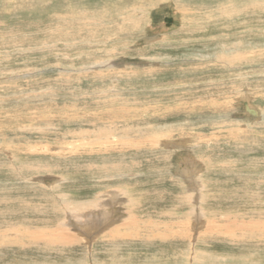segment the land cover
I'll list each match as a JSON object with an SVG mask.
<instances>
[{
    "label": "rangeland",
    "instance_id": "obj_1",
    "mask_svg": "<svg viewBox=\"0 0 264 264\" xmlns=\"http://www.w3.org/2000/svg\"><path fill=\"white\" fill-rule=\"evenodd\" d=\"M69 1L68 0H26V1L0 0V49H3L0 50V123H1L0 129L9 131L10 134L12 133L10 135L11 137L12 135L15 134L20 135L22 133H26V134L30 133L31 129L28 130V128L32 126H36L38 128L43 127L44 130L46 131L49 130L50 132H54L56 133L58 138H61L64 131H67L66 129H69L70 131H77L84 128L97 129L99 127H103V126H99L102 124L100 120L105 119L102 118L105 116V114L102 113H109L112 111L113 113H116L122 111L120 109L121 106L118 105L121 98L120 97H118L120 99H117V97L114 98L108 92H106L108 89H111L112 86H116V85L117 87L120 88L123 87V89L120 90L121 94L124 95L122 96V98H124L125 102H128L130 108H131V104H133L135 109L137 108L138 110L137 112L139 115H142V119L148 118L147 116L149 114L147 112L156 113L153 111L154 109L161 111L162 109L166 110L163 107H167L168 109L171 108L170 109L171 111L169 110L168 113L172 112L177 115L172 117L168 116V118H156L155 120L157 123L152 120L148 122H151L152 124H156V125H158L160 122L172 123V124L176 123L174 125L175 130L169 133L171 138L174 140H177L178 138L184 139V136L189 130L202 133L201 144L199 147L198 146L192 147L191 150L189 148L188 149L185 148V151L182 150L180 154L181 155L182 154L186 155V153L188 155L190 154L189 155L190 157L188 158L193 162H195L194 158L201 160L200 163H202L203 171H202V176H200L199 180H200V184L204 183L205 188L202 190L204 196H202L201 199L202 201L200 204V207L202 208L200 218L206 216L203 219V221L205 223L213 224L212 225L213 232L210 231L209 233H206L207 232L206 229L205 230L203 229L202 231L201 228L198 226L197 229L199 230L197 229L195 230L200 232L199 235H196V231L194 232V230L190 229V226H188V229L185 230L187 235L183 239V241H179V242L177 241L178 243L176 242L173 245L168 244V250L173 249V252L168 251L167 249H165V251L163 252L164 245H161V243L157 241V238H155V241L157 242H155L153 239L152 240L153 243H151L152 245L149 244L148 247L150 248L139 250L138 248L139 243H137L136 236H134L132 239L134 240L133 242L136 241L135 245L133 244L132 240L129 241L128 239L127 240L129 243H127V240L125 241L123 240L124 242L122 241L126 245L120 241L118 243H115V241L110 242V240H105V239L103 242L101 241V239L94 240L92 242L94 244L91 245V238H87V236L84 237L83 232L86 231H82V230L81 231L77 230V231L78 233H80L81 237L84 238L83 244L82 241L76 240L75 243H71V244L66 243L64 245L65 242L57 238L56 235L57 229L60 228L65 223H71V222L74 223L75 221L71 219L68 220L67 217H65L66 216L65 214L53 210V207L51 209L53 211L47 212V210L49 209L53 201H55L54 195L56 194L58 196H64V197L65 195H67V198L71 202L77 200L83 202L85 200L89 201L92 200L97 195L98 190L91 189V187L94 184L97 186L100 181H94L92 176H90V172H96L102 174L104 170L101 167H97L95 165H92L89 169L84 166L85 165L84 163L82 164V162L85 159H88L85 156L87 154H85L84 152L87 153L89 149L85 148L86 150L85 151L82 148L78 150L76 154L72 155L75 157L72 158V156H70L71 158L67 157L68 159L67 158L64 159L63 157L61 159V157L57 155L49 157V155L42 156L41 154V157L39 159H41L43 162L56 161V160H58L57 162H59L55 166L56 170H52V173L63 178L61 184L59 183L58 186L56 187V190L55 189L50 190V188L48 187L49 184H53L54 182L49 183L43 181L46 184V187H44L45 186L44 183L43 184L41 183V185H37L35 182H32L34 181L33 178L25 179L28 181H24L23 176L33 177L36 174V172L30 170V168H26V165L29 163L27 159L28 157L26 155H23L24 158L21 157L20 159H18L15 162L13 168H11V170L7 169L8 167H10V165H8V163L6 165L5 160H3V158L0 156V182H1L0 186H2L1 187L2 190L0 188L1 190L0 196H3L0 197V234H1L0 236H2L0 237V264H103L104 260L106 259L105 257L106 255L102 247L103 245L107 247L109 244L112 246V249L110 246L105 248L109 252L107 255V261L113 260L112 261L113 264H118V263L128 264L129 262H131L130 264L133 263L146 264L150 262L152 259H155L156 261L158 259V261H160L164 258V255L166 261H170V262L172 261L173 263L178 262L180 264H214V263L219 264L220 262L223 263V259L220 257L227 258L225 260L227 262L226 264H239V263L248 264V262L252 260L255 259L259 260L260 258L261 259L264 258V245H263L264 242L257 244L251 243L252 245L251 244L247 245V243L244 241L245 240L244 238L247 237L250 239V236H247L246 233L241 232L240 230H238V232L236 233L233 231L234 234L232 232L224 233V230H220L219 228H216V223H218V225L219 224L224 225V222L230 221L229 219H233L231 221H234L235 219L236 222L235 221L234 222L238 223V220L241 218L242 213H244V209L247 207V204H245L244 201H246V199L249 200V198L245 199L244 197L245 196L244 192H247L245 184L251 178L252 173L240 167L241 163H243L241 162L242 158L248 155L252 156L251 158L264 157V133L260 132L261 130L262 131L264 130V118L262 119V123H261V121L260 122L255 121L254 117L251 116L249 117V115H246V111L244 108V103L246 101L244 100V98L242 97L238 98L235 95L237 93L235 91L238 90L239 85L235 84L236 87H234L233 84L229 82L234 79L237 80V78L234 77L235 74L246 73L249 79L248 81L249 87H245V88H247V90L248 89L250 90L248 91L250 95L252 94L251 100H253V104L264 111V91H263L264 84L257 86V84L255 83V79L257 78L258 74L261 72L264 73V67H263L264 52L263 53L260 51L258 52V49L254 48V44L256 43H262L264 45V39L263 40L251 39V44L253 46L252 49H250L249 44H247V46L245 45L241 46L240 52L242 53L236 51L242 56V59L239 62L241 64L240 68H236L232 70V68L228 67L224 61H222L221 64V62L217 60L218 59L223 60L224 58L228 59V57L232 58L233 57L232 53L234 50L232 46L235 47L236 42L241 43V41L238 40L240 38H235V39L232 38L231 36L232 30L229 29L230 25L236 30L237 28L240 29V27L246 29L250 28L251 30L257 32L258 29L264 30V0H69ZM134 8L136 10H134ZM5 9H7L8 12ZM227 9H230L229 12H231V14L234 15L232 19L229 20V22H227V20L225 21L224 16H222L225 14L224 10ZM240 9L243 11L241 12ZM84 11H86V13H84ZM240 12L241 13L246 12V13L244 14V16L241 17L239 16L241 14ZM119 13H123V15L117 16ZM205 14L211 16L208 17ZM50 17L52 18V20L54 19L52 21V24L54 26L55 31H57L58 34L55 36L56 39L54 38L55 51L57 53L55 55L56 57L54 56L52 59L50 57V53L47 48L43 47V49L41 50L39 49V47L41 46V41H44L46 37H44V35L42 37L40 36L38 37L37 35L34 36L33 34V31L34 29H36L37 25L39 26V28L41 27L40 29L42 31L44 30L47 31V29H50L49 28L50 26L49 24L51 22ZM88 17L90 18V20ZM168 18H171L172 20L168 21ZM70 19L72 20L71 22L75 21L76 23L73 22L70 25L69 22ZM133 19L136 20V22H134ZM138 19H140V22ZM91 21L93 22L91 23ZM79 23L81 25H79ZM100 23L103 25H99ZM139 23H141L140 24L141 26L139 25ZM167 23H169V25H167ZM62 24L64 25L62 26ZM90 25H92V27ZM61 27L63 28V30H61ZM87 29L90 31H88ZM85 31H87L88 33ZM63 32L65 33L67 32L68 35L63 34ZM102 32L103 34H101ZM85 34L88 35L85 36ZM61 35L64 36L65 38L63 39ZM224 35L230 36L231 39L223 37ZM102 37H107V39H105L106 44L103 43L104 45L101 44L100 46H98L97 44L93 43L94 39L102 40ZM81 38H84V40ZM80 39L82 41H80ZM14 40H16L17 42L16 41L13 42ZM240 40L244 41L243 39ZM74 41L77 43H75ZM9 42L11 43L13 42L14 46ZM68 44L70 47L68 46ZM96 46L98 47L96 48ZM103 46L107 48L112 47V49L115 50V53L109 55L110 57L108 56V54L102 53ZM242 47L246 51H242L243 50ZM261 47L264 48V46ZM62 49L64 52L62 51ZM8 51H10V53H8ZM251 51L252 53H249ZM78 52H80V54ZM84 52L85 54H83ZM45 53H47V55H45ZM244 53L245 54L248 53L247 54L248 56H246L248 60L242 61L243 55H245ZM258 54H260V56L263 57H261L260 59L258 57ZM25 58L30 59L29 60L30 65H26L28 60L23 65L17 64V63H21L23 61L22 59ZM56 59L59 62L56 61ZM235 59H236V65H238L237 58ZM37 60L39 61L37 62ZM52 60L54 61V63ZM95 61L99 65L111 64L109 66H114V67H111V69L109 68L99 69L96 67L98 64L95 63ZM7 64H11L10 68L7 67ZM16 65H18L21 68L22 66H24V68H29V69L27 70L25 69L24 72L23 70H21L22 73L17 74L18 71H15V69H19V68H16L15 67ZM84 65L86 67H84ZM115 65L118 66L117 67L118 69L115 68ZM62 69L64 71H62ZM124 71L126 72L124 73ZM226 79H228L229 81ZM211 81H218V82L222 81L221 84L224 87V89L221 90H228L230 89L229 87H233L236 89H233L234 90L233 94L232 91L230 93H224L222 94L221 98L217 97L218 101L215 99V97H213L212 98L213 101H211L209 100L208 97H205L204 95L206 93L205 89L209 90L210 88L212 89H214V87L216 88V85L212 87L213 84H211ZM50 83H51V87L49 88V90L40 91L41 89H44L48 85H50ZM252 83L255 85H253ZM98 89H102L104 91L102 90L99 91ZM217 90L219 89H215V91ZM227 95L230 97H228ZM200 98H202L203 100ZM196 101L198 103H196ZM109 102H112L113 104ZM212 103L215 105H213ZM110 104H112V107L109 106ZM106 105L110 108H108ZM102 106L106 111L103 108H101ZM195 107L197 108L196 110ZM109 109L112 111H110ZM200 109L201 111L199 112L200 113L202 112L201 114L198 112V110ZM204 109L205 111L206 110L207 111L203 112L202 110ZM129 111H131V109H129ZM244 114L248 117L245 116L246 117L245 118L243 116ZM203 115H207V117ZM214 115L217 116L213 117ZM209 118L213 119V121ZM222 121L225 122L227 121L230 122L231 124L228 123L223 124ZM242 121L247 125V129L249 132L248 134H245L247 137H243V138L241 137L242 131L241 134L234 132L233 135L235 134V137H226V136L223 137L222 133L223 132L226 133L227 127L231 125L232 126L237 125V127L238 126L240 127L241 124L243 123ZM99 122H101V124H99ZM110 122L114 124L115 120H111ZM213 122L215 124L217 122V128H215L216 126L213 124ZM248 123L250 124L249 127H248ZM221 124L223 125L221 126ZM212 125L215 126L214 127L215 129L221 128L222 132L216 131ZM176 126L178 127L177 129ZM179 129L185 130L184 136L178 135ZM213 129L214 131H216L215 134L212 133ZM57 131L58 132L61 131V132L57 134ZM209 131L212 134H210ZM191 132L192 131H190L189 134ZM204 133H206V135ZM250 133L252 136L250 135ZM216 134L218 136H216ZM139 135L140 133L133 134V136L135 137H139ZM50 136H52V138L55 137L50 134L49 138ZM66 137H69V134H66ZM20 141L23 142L22 140ZM234 141H236L237 143L235 144ZM239 142L243 144H240ZM238 146L239 147L241 146L240 147L241 149ZM20 148L21 145H19L18 149ZM186 150L188 151L186 152ZM20 151L22 150L21 149L18 150V152ZM136 151L138 154H136L134 150H130L129 152H127V155L131 156L132 158L131 160L139 163V165L135 166L134 169L144 168L152 165L153 161H155V157H154L155 155H161L166 152H169L168 157L172 161L170 165V161L168 159H165V161L167 162V170L164 173L166 177H164L162 180V188L165 187L166 190L170 191L171 193L165 192L164 194H162V198L158 200L160 202L157 204H153L149 202L151 200H144L145 202L141 201L140 208L143 207V208L151 209L156 207L159 208L162 206L163 207L168 206L171 208V210L177 212L174 213L175 216L179 215L180 213H183L184 210L187 211L191 207V204H189V202L186 203L184 207L183 206L180 207V205L177 206L171 200L172 198L171 196L174 194V192L171 190L173 186L169 182L170 180L169 176L172 173L176 174L175 166H177V163L180 162L182 159V157L179 154V151L175 149H171L169 151L158 149V151H152L149 150V148H141L140 150L138 149ZM77 154L79 156L80 155L82 156L79 157ZM33 157L36 156L33 155L32 159H34ZM110 157L116 159V157H112V156H109L108 159H111ZM228 158L236 159L234 165L235 168L239 167L238 170L240 172L235 171L236 172L235 174L234 170H230V167H226V165L224 164V160L226 161ZM22 159H23L22 162L24 164L21 165L20 160ZM125 159H126L125 162L127 163L129 159L128 158ZM238 159H241V161H239ZM163 162L164 159L163 160L160 159V163L163 164ZM62 164H67V166L65 167ZM169 165L174 171L169 168ZM124 170H127V166L125 167ZM161 171L162 173L164 172L163 169H161ZM41 173L44 175L46 174L45 171L44 172L41 171ZM106 174H108L111 180L110 183L114 184L116 179L114 177H111L112 173L108 172ZM259 177H260L259 174L254 175L255 179H258ZM6 178L8 181H6ZM46 178L54 179L55 176H49ZM261 182L260 184L263 185V183ZM2 183L3 185H1ZM151 183H152L151 180L147 182L146 189H149L148 186L151 185ZM257 184L259 185V182ZM6 185L9 187H7ZM107 185H109V183H107ZM178 185L180 186V188L185 187V185L180 181ZM39 187L41 188V190L42 189L43 190L40 191ZM11 190L14 191L16 190L17 192L16 191L12 192ZM21 192H23L24 194ZM51 192L53 194H50ZM50 195L53 197H51ZM144 195H149V194L144 192ZM9 197L12 198L9 199ZM18 197L21 198L17 199ZM45 198L46 199L48 198L49 200L48 199L46 200ZM26 201H28V203ZM48 201L50 204L48 203ZM250 203L247 208L250 207L252 209L254 207L253 206L254 204L252 203L251 204L252 207H251ZM56 208H59V205L56 206ZM109 208L110 207H108V209ZM217 208L220 209L218 210ZM220 210L221 211L224 210L225 212L223 211L221 213ZM214 212H216L215 215ZM239 213H241L240 214L241 216L238 217L237 215ZM224 214L226 215L230 214V217L232 218H229L228 220H226L225 218L224 220V218L222 217L223 219L221 218L222 220H220V216H223ZM148 215L150 214H146V215L142 214L141 216L148 217ZM153 216L157 217L160 216V214L155 213ZM191 219L193 218L186 217L185 220L189 222ZM8 221L9 223H7ZM55 225H57L58 227ZM17 227H19V231ZM42 229L44 231H42ZM20 230L23 231L21 232ZM30 231L32 232V234L33 233L36 234L31 235ZM48 232L50 233V235ZM18 233H20L19 235L22 236L20 237ZM238 233L240 235H238ZM53 234L56 236L55 241L53 240L54 237L52 238V236H54ZM24 236L25 238H23ZM196 236H198L197 239ZM225 236L228 238L227 242L225 241L226 240ZM232 236L235 237L233 238ZM29 237L32 239H30ZM46 237H49L48 239L50 241L52 240L53 244H50L51 242L48 239H46ZM214 237H216L217 239H215ZM18 238L19 240L21 239V241L17 240L20 243L15 241ZM229 238H232L233 241L237 240V242L240 239L239 244L237 243L238 245L236 246L231 244L234 242H232V240H229ZM10 239H14V240H10ZM33 239L35 240V242ZM223 240L227 245L223 243ZM28 241L31 242L28 244ZM46 241H49L50 243ZM130 242L133 245L130 244ZM50 245L51 246L54 245V246L51 247ZM116 245L117 247L122 246L121 250H116L117 248ZM175 245H177V247ZM180 245H182L181 247H185V248L181 249V247H179ZM127 246L129 248H127ZM222 246L225 248V250L221 252L223 248ZM132 247H134L133 248L134 250L132 249ZM193 252L195 257L194 259H192ZM176 253H178L179 255L175 256ZM137 254L138 256L136 257ZM127 255L130 256V258L128 257L125 260V257ZM119 259L122 261L124 260V262H121ZM177 259L178 261H176ZM217 260L218 262H216Z\"/></svg>",
    "mask_w": 264,
    "mask_h": 264
},
{
    "label": "bare ground",
    "instance_id": "obj_2",
    "mask_svg": "<svg viewBox=\"0 0 264 264\" xmlns=\"http://www.w3.org/2000/svg\"><path fill=\"white\" fill-rule=\"evenodd\" d=\"M26 1V0H25ZM69 1V0H68ZM70 2V1H69ZM2 3V2H1ZM24 3V2H23ZM27 3V2H26ZM25 3V4H26ZM29 3V2H28ZM260 3V2H259ZM6 4V3H5ZM24 4V5H25ZM30 4V3H29ZM74 4V3H73ZM227 4V3H226ZM2 5V4H1ZM23 5V6H24ZM68 5V4H67ZM134 5V4H133ZM132 5V6H133ZM225 5V4H224ZM245 5V4H244ZM136 6V5H135ZM258 6V4H257ZM25 7V6H24ZM104 7V6H103ZM137 7V6H136ZM224 7V6H223ZM232 7V5H231ZM70 8V7H69ZM84 8V7H83ZM133 8V7H132ZM213 8V7H212ZM211 8V9H212ZM257 8V7H256ZM71 9V8H70ZM85 9V8H84ZM100 9V7H99ZM98 9V10H99ZM117 9V8H116ZM215 9V8H214ZM217 9V8H216ZM221 9V8H220ZM7 10V9H5ZM78 10V8H77ZM87 10V9H86ZM134 10H136L134 8ZM139 10V9H138ZM188 10V9H187ZM241 10V9H240ZM56 11V10H55ZM131 11V10H130ZM129 11V12H130ZM230 9H227V10H224V18H225V21L227 20V22H229V20L232 19V17L234 16L233 14H231V12H229ZM243 10H241L242 12ZM259 11V10H258ZM8 12V10H7ZM17 12V11H16ZM20 12V10H19ZM35 12V10H34ZM99 12V11H98ZM101 12V11H100ZM106 12V11H105ZM132 12V11H131ZM186 12V11H185ZM208 12V11H207ZM240 12V13H241ZM66 13V12H65ZM84 13H86V11H84ZM83 13V14H84ZM91 13V12H90ZM103 13V12H102ZM246 12H243L241 13L239 16H244ZM58 14V13H57ZM68 14V13H67ZM88 14V13H87ZM93 14V13H92ZM100 14V13H99ZM132 14V13H131ZM180 14V13H179ZM219 14V13H217ZM221 14V13H220ZM248 14V13H247ZM255 14V12H254ZM66 15V14H65ZM72 15H73V12H72ZM76 15V14H75ZM85 15V14H84ZM89 15V14H88ZM95 15V14H94ZM123 13H119L117 16H122ZM141 15V14H140ZM206 16H208L207 14H205ZM57 16V15H55ZM82 16V15H81ZM211 16V15H210ZM208 16V17H210ZM252 16V15H251ZM53 17V16H52ZM94 17V16H93ZM99 17V16H98ZM213 17V15H212ZM217 17V15H216ZM260 17V16H258ZM70 18V17H69ZM83 18V17H82ZM89 18V17H88ZM86 18V19H88ZM101 18V16H100ZM142 18V17H141ZM51 19V22H50V26L49 28L50 29H47L42 31L39 26L37 25L36 26V29H34L33 31V34L34 36H40L42 37L44 35L45 40L44 41H41V46L39 47V49H43V47L47 48L49 53H50V57L51 59L56 55V51H55V36L58 35L57 34V31H55L54 29V26L52 24V18L50 17ZM56 19V18H55ZM74 19V18H73ZM76 19V18H75ZM136 19V18H135ZM260 19V18H259ZM61 20V18H60ZM90 20V18H89ZM139 22H140V19H138ZM2 21V19H1ZM49 21V20H48ZM46 21V22H48ZM63 21V20H62ZM72 20L70 19L69 22H70V25L75 22H71ZM96 21V20H95ZM94 21V23H95ZM107 21V20H106ZM134 22H136V20L133 19ZM142 21V20H141ZM258 21V20H257ZM4 22V21H3ZM2 22V23H3ZM39 22V20H38ZM45 22V23H46ZM64 22V21H63ZM89 22V21H88ZM93 21H91L92 23ZM102 22V21H101ZM76 23V22H75ZM74 23V24H75ZM4 24V23H3ZM48 24V23H47ZM65 24V23H64ZM62 24V26L64 25ZM73 24V25H74ZM78 24V23H77ZM136 24V23H135ZM138 24V23H137ZM141 23H139L140 25ZM178 24V23H177ZM230 24V23H229ZM257 24V23H256ZM79 25H81L79 23ZM95 25V24H94ZM99 25H103V24H99ZM119 25V24H118ZM133 25V24H132ZM167 25H169V23H167ZM172 25V24H171ZM170 25V26H171ZM2 26V25H1ZM42 26V25H40ZM56 26V25H55ZM61 26V25H60ZM67 26V25H66ZM78 26V25H77ZM76 26V28H77ZM92 27V25H90ZM89 26V27H90ZM137 26V25H136ZM141 26V25H140ZM58 27V26H57ZM56 27V28H57ZM65 27V26H64ZM75 27V26H74ZM90 27V28H91ZM9 28V27H8ZM105 28V27H104ZM139 28V27H138ZM236 28V27H235ZM66 29V28H65ZM64 29V30H65ZM80 29V28H79ZM229 29L232 30V33H231V36L233 39L235 38H240V39H243L244 41L238 39L240 42H236V46L234 44L235 47L232 46V48L234 49L233 50V53H232V58H229L228 59H224L223 60H220L218 59L217 61L221 62L222 64V61H224L228 67H231L232 70L233 69H236V68H240L241 64L239 63L240 60L242 59V56L236 52V51H241L240 48L241 46H247V44H249V48L252 49L253 46L251 44V39H256V40H263L264 39V30H261V29H258V32L257 31H253L251 30L250 28L246 29V28H243V27H240V29L237 28L234 29L231 25L229 27ZM255 29V28H254ZM60 30V29H59ZM58 30V31H59ZM61 30H63V28L61 27ZM67 30V29H66ZM78 30V29H76ZM75 30V31H76ZM86 30V29H85ZM88 30V29H87ZM216 30V29H215ZM74 31V29H73ZM72 31V32H73ZM81 31V30H80ZM79 31V32H80ZM90 31V30H88ZM104 31V30H103ZM236 31V32H235ZM71 32V31H70ZM87 32V31H85ZM93 32V31H92ZM91 32V33H92ZM105 32V31H104ZM115 32V31H114ZM62 33V32H61ZM76 33V32H75ZM88 33V32H87ZM17 34V33H16ZM25 34V33H24ZM63 34H67L68 33L66 32H63ZM103 34V32L101 33ZM113 34V33H112ZM259 36H258V35ZM72 35V34H71ZM70 35V36H71ZM88 35V34H87ZM85 34V36H87ZM96 35V33H95ZM109 35V33H108ZM155 35V34H154ZM62 36V35H61ZM68 36V37H70ZM12 37V36H11ZM24 37V35H23ZM63 39L65 38L64 36H62ZM61 37V38H62ZM67 37V38H68ZM79 37V36H78ZM94 37V36H93ZM110 37V36H109ZM108 37V38H109ZM223 37L225 38H230V36L228 35H224ZM22 38V37H21ZM28 38V37H27ZM26 38V39H27ZM55 38V39H54ZM80 38V37H79ZM87 38H90V37H87ZM86 38V39H87ZM153 38V37H152ZM25 39V40H26ZM59 39V38H57ZM84 40V38H81ZM80 39V41H82ZM105 39H107V37H102V40L100 39H94L93 43L97 44L98 46H100L101 44H106L105 42ZM12 40V39H11ZM18 40V39H16ZM16 40H14L13 42H15ZM21 40V39H20ZM19 40V41H20ZM28 40V39H27ZM79 40V39H78ZM91 40V39H90ZM225 40V39H224ZM86 41V40H85ZM11 43L13 44L14 46V43ZM17 42V41H16ZM33 42V41H32ZM35 42V41H34ZM75 42V41H74ZM90 42V41H88ZM131 42V41H130ZM262 42V41H261ZM77 43V42H75ZM79 43V42H78ZM85 43V42H84ZM35 44V43H34ZM80 44V43H79ZM87 44V43H86ZM89 44V43H88ZM103 44V45H104ZM92 45V44H91ZM114 45V44H113ZM60 46V44H59ZM63 46V45H62ZM69 46V44H68ZM75 46V45H73ZM72 46V47H73ZM77 46V45H76ZM82 46V45H81ZM95 46V45H93ZM96 46V48L98 47ZM115 46V45H114ZM220 46V45H219ZM261 46H264L262 43H256L254 44V48L255 49H258V52H264V48H262ZM70 47V46H69ZM68 47V48H69ZM222 47V46H221ZM60 48V47H58ZM67 48V46H66ZM95 48V49H96ZM243 48V47H242ZM10 49V48H9ZM22 49V48H21ZM80 49V48H79ZM87 49V48H86ZM238 49V50H236ZM249 49V50H250ZM0 50H3V49H0ZM15 50V49H14ZM13 50V51H14ZM28 50H31V49H28ZM45 50V49H44ZM66 50V49H65ZM77 50V49H76ZM219 50V49H218ZM225 50V49H224ZM16 51V50H15ZM37 51V50H35ZM47 51V52H48ZM61 51V50H60ZM63 51V49H62ZM61 51V52H62ZM73 51V50H72ZM226 51V50H225ZM242 51H246L243 50ZM53 52V53H51ZM64 52V51H63ZM82 52H83V49H82ZM228 52V51H227ZM226 52V53H227ZM8 53H10V51H8ZM19 53V52H18ZM80 54V52H78ZM102 53H105V54H108L109 55H112L115 53V50L112 49V47H102ZM242 53V52H240ZM249 53H252L249 52ZM39 54V53H38ZM68 54V53H67ZM77 54V53H76ZM78 54V55H79ZM85 54V52L83 53ZM87 54V53H86ZM91 54V53H90ZM225 54V52H224ZM245 54V53H244ZM248 53H246L245 55H243V60L242 61H245V60H248V58L246 56ZM261 54V53H260ZM260 54H258V57L261 59V57L263 56H260ZM45 55H47V53H45ZM44 55V57H45ZM71 55V54H70ZM88 55V54H87ZM222 55V54H221ZM227 55V54H226ZM231 55V54H230ZM41 56V55H40ZM72 56V55H71ZM74 56V55H73ZM84 56V55H83ZM220 56V55H219ZM229 56V55H228ZM257 56V55H256ZM56 57V56H55ZM82 57V56H81ZM85 57V56H84ZM110 57V56H109ZM156 57V56H155ZM226 57V56H225ZM41 58V57H40ZM67 58V57H66ZM97 58V57H96ZM108 58V57H107ZM237 58V62H238V65H236V59ZM251 58V57H250ZM59 59V57H58ZM71 59V58H70ZM81 59V58H79ZM86 59V58H85ZM98 59V58H97ZM102 59V58H101ZM154 59V58H153ZM23 61L21 63H17V64H25V62L28 60L27 64L26 65H30L29 64V58H25V59H22ZM63 60V59H62ZM100 60V59H99ZM111 60V59H110ZM135 60V59H134ZM259 60V59H258ZM263 60V59H262ZM39 60H37L38 62ZM53 61V60H52ZM56 61H58L56 59ZM83 61V60H82ZM257 61V59H256ZM3 62V61H2ZM59 62V61H58ZM81 62V61H80ZM86 62V61H84ZM137 62V61H136ZM223 62V63H224ZM54 63V61H53ZM52 63V64H53ZM62 63V62H61ZM95 63H97L95 61ZM104 63V62H103ZM244 63V62H243ZM49 64V62H48ZM98 64V63H97ZM25 65V66H26ZM77 65V64H76ZM80 65V63H79ZM86 65V64H85ZM84 65V67H86ZM111 65V64H109ZM109 65H106V64H98L96 67L99 68V69H111V67H114V66H109ZM114 65V64H112ZM259 65V64H258ZM11 64H7V67L10 68ZM249 66V65H248ZM257 66V65H256ZM262 66V65H261ZM16 68H19V69H15V71H18L17 74H20L22 73L21 70H24L26 69H29V68H24V66L19 67L18 65L15 66ZM38 67V66H37ZM118 66L115 65V68H117ZM247 67V66H246ZM264 67V66H263ZM262 67V68H263ZM12 68V67H11ZM14 68V67H13ZM62 68V67H61ZM92 68H95V67H92ZM96 68V69H97ZM121 68V67H120ZM127 68V67H125ZM244 68V67H243ZM257 68V67H256ZM259 68V67H258ZM260 68V69H262ZM51 69V68H50ZM60 69V68H59ZM252 69V68H250ZM254 69V67H253ZM161 70V69H160ZM159 70V71H160ZM231 70V71H232ZM32 71V70H31ZM62 71H64L62 69ZM123 71V70H122ZM228 71V70H227ZM230 71V70H229ZM258 71V70H257ZM126 71H124L125 73ZM237 72V71H236ZM40 73V72H39ZM229 73V72H228ZM8 74V73H7ZM11 74V73H10ZM103 75V74H102ZM15 76H16V73H15ZM235 78H237V80H232V81H229L230 83L233 84L234 87H236V85H239V88L235 95L236 97L240 98H244V100L246 101L244 103V108H245V111H246V115H249V117H254L255 121H261L262 123V119L264 118V111L257 107L256 105L253 104V100H251V95L249 93V91L247 90V88L245 87H249L248 86V75H246V73H241V74H235L234 76ZM25 78V77H24ZM252 78V77H250ZM7 79V78H6ZM8 80V79H7ZM61 80V79H60ZM222 81H211V84L212 87H214L216 85V88L214 87V89L210 88L209 90L208 89H205V97H208L209 100L213 101L212 98L215 97V99L218 101L217 97L218 98H221L222 94L224 93H230L232 91V94L234 92L233 89H236V88H233V87H229L230 89L228 90H221V89H224V87L222 86L221 84ZM45 83V82H44ZM53 83V82H52ZM254 83V82H253ZM252 83V84H253ZM255 83L258 85H262L264 84V73L261 72L258 74L257 78L255 79ZM236 84V85H235ZM46 85V84H45ZM255 85V84H253ZM51 87V83L50 85H48L46 88L44 89H41L40 91H47L49 90V88ZM256 87V86H255ZM103 88V87H102ZM123 89L120 88V87H117L116 86H112L111 89H108L106 92H108L112 97L116 98L117 99H120L119 101V106L120 109L122 111H119V112H116V113H113L112 112H109V113H102V114H105L104 117L102 118H105L103 120H100L102 122H99V126H103V127H99L97 129H90V128H84V129H80V130H77V131H70L69 129H66L67 131H64V133L62 134L61 138H58V136L56 135V133L54 132H50L49 130H44L43 127H36V126H32L30 128H28V130H30L31 132L26 134V133H22L20 135H12L10 137V134L9 131H5V130H1L0 129V156L3 158V160H5V163L7 165H10V167H8L7 169L11 170V168H13L15 162L20 159L21 157H23V155H26L28 158V161L29 163L26 165V168H30V170H32L33 172H36V174L31 177V176H23L24 177V181H28V180H25V179H31L33 178L34 181L32 182H35L37 185H41V183L43 184L44 183V187H46V184L45 182H54L53 184H49L48 187L51 189H55L56 190V187L58 186V184L62 182L63 178L52 173V170H56L55 166L59 163L57 162L58 160L56 161H45L43 162L41 159H39L41 157V154L42 156H46V155H49V157L51 156H60L61 159L62 157L65 159L67 157H70L74 154L77 153L78 150L80 149H84L87 148L89 149L86 152H84L86 156V158L88 159H85L83 161L82 159V164L84 163L85 167L89 168L92 166V165H95L97 167H101L104 171L102 174L100 173H96V172H90V176H92L93 180L94 181H100L98 183V185L96 186L95 184L92 185L91 189H96L98 190V193L97 195L92 199V200H85L84 202L83 201H70L68 198H67V195L64 196H58L57 194L54 195L55 197V201H53V203L50 205L49 209L47 210V212L49 211H59L63 214H65L67 217V219H71V220H74L75 222H71V223H65L63 224L60 228L57 229V232H56V235H57V238H59L60 240H62L64 243V245L67 243V244H71V243H75V241L79 240V241H82V244L84 243V238L81 237L80 233H78L77 230H82V231H86V232H83L84 233V237L87 236V238H91V245L94 244L92 243L94 240H100L103 242L104 239L105 240H110L111 241H115V243H118L119 241L122 242L123 240H129L131 241L133 239L134 236H136V240H137V243L138 244V248L139 250H144V249H147V248H150L148 247L149 244L153 243V239L155 241V238H157V241H159V243H161V245H164V248H163V252L165 251V249L168 250V244L170 245H173L175 244L177 241H183V239L186 237L187 233L185 232V230L188 229V226H190V229H193L194 232L196 231L195 229L198 228V226L201 228V230L203 231V229L205 230L206 229V233H209L210 231L213 232L212 228H213V224H209V223H205L203 221V219L206 217V216H202L203 218H200V215H201V210L202 208L200 207V204H201V199H202V196L203 195V189L205 188L204 186V183H201L200 184V176H202V171H203V166H202V163L201 160L197 159V158H194V161L198 164H196L195 162H193L192 160H190L188 157H190L187 153L186 155H181V151L184 150L185 151V148L186 149H190L192 147H196V146H200L201 144V139H202V133H198L197 131H193V130H189L186 135H185V130L184 129H179L178 130V135L179 136H184V139L182 138H178L177 140H174L171 138V136L169 135L170 132H172L173 130H175V124H172V123H159L158 125L156 124H152L151 122H148V121H154L156 122V118H168L169 117H172V116H175L177 114H174V113H168V111L171 109H168L167 107H163L165 108L166 110L162 109L161 111H158V110H153L154 112L156 113H153V112H147L149 115L147 116L148 118L146 119H142V115H139L138 114V110L137 108L135 109L133 104H131V108L129 107L128 105V102H125L124 98H122V95L120 90ZM215 89H219L217 91H215ZM240 89V90H239ZM56 90V89H55ZM71 90V89H70ZM99 91L102 90V89H98ZM104 91V90H102ZM252 91V90H251ZM264 91V90H263ZM36 92V90H35ZM49 92V91H48ZM193 92V91H192ZM32 93V92H31ZM254 94V93H253ZM233 95V96H235ZM238 95V96H237ZM41 96V95H40ZM228 96V95H227ZM120 97V98H118ZM230 97V96H228ZM227 97V98H228ZM246 98V99H245ZM202 99V98H200ZM237 99V98H236ZM192 100V99H191ZM203 100V99H202ZM220 100V99H219ZM113 101V100H112ZM170 101V100H168ZM241 101V100H240ZM103 102V101H101ZM236 102V101H235ZM107 103V102H106ZM109 103H112V102H109ZM196 103H198L196 101ZM205 103V102H204ZM203 103V104H204ZM208 103V102H207ZM100 104V103H99ZM113 104V103H112ZM112 104H110L109 106L112 107ZM170 104V103H169ZM206 104V103H205ZM210 104V103H209ZM213 104V103H212ZM211 104V105H212ZM237 104V103H235ZM239 104V103H238ZM102 105V104H101ZM100 105V106H101ZM193 105V104H192ZM215 105V104H213ZM241 105V104H240ZM64 106V105H63ZM105 106V105H103ZM103 106L101 108H103ZM107 106V105H106ZM155 106V105H154ZM177 106V105H176ZM175 106V107H176ZM199 106V105H197ZM108 107V106H107ZM108 107V108H110ZM147 107V106H146ZM193 107V106H192ZM241 107V106H240ZM239 107V108H240ZM243 107V106H242ZM100 108V109H101ZM158 108V107H157ZM205 108V106H204ZM104 109V108H103ZM129 109H131V111H129ZM140 109V108H138ZM174 109V108H173ZM197 108L195 107V110ZM105 110V109H104ZM216 110V109H215ZM65 111V110H64ZM106 111V110H105ZM115 111V110H114ZM171 111V110H170ZM201 111L198 110V112ZM203 112H206L205 109L202 110ZM227 111V110H226ZM104 112V111H103ZM209 112H210V109H209ZM218 112V111H217ZM233 112V111H232ZM243 112V111H242ZM241 112V113H242ZM141 113V112H139ZM200 113V112H199ZM202 113V112H201ZM200 113V114H201ZM234 113V112H233ZM60 114V113H59ZM206 114V113H205ZM208 114V113H207ZM217 114V113H216ZM210 115V114H209ZM224 115V114H223ZM231 115V114H230ZM245 114L243 115L244 117L246 116ZM101 116V115H100ZM203 116H206L207 115H203ZM217 115H214L213 117H215ZM238 116V115H237ZM241 116V115H240ZM248 117V116H246ZM245 117V118H246ZM97 118V117H96ZM100 118V117H99ZM129 118V119H128ZM131 118V119H130ZM204 118V117H203ZM230 118V117H229ZM228 118V119H229ZM243 118V119H245ZM205 119V118H204ZM211 119V118H209ZM234 119V118H232ZM231 119V120H232ZM242 119V120H243ZM111 120H115V123L113 124L112 122H110ZM213 121V119H211ZM230 120V121H231ZM236 120V119H235ZM240 120V119H239ZM251 120V118H250ZM125 121V122H123ZM203 121V119H202ZM219 121V120H218ZM238 121V119H237ZM246 121V120H245ZM254 121V123H255ZM207 122V121H206ZM208 122H211V121H208ZM243 122V121H242ZM247 122V121H246ZM252 122V121H251ZM258 122V123H259ZM157 123V122H156ZM223 124L225 123H228V124H231L230 122H225V121H222ZM257 123V122H256ZM1 124V123H0ZM214 125L213 128H217V122L216 124L213 122ZM221 124V126L223 125ZM241 124V123H240ZM246 124L243 122L241 124V126L237 127V125H231L229 127H227L226 129V133H222L223 134V137L226 136V137H235V134L233 135L234 132L236 133H239L241 134V131H242V134H241V137H247L245 134H248V129H247V125L245 126ZM249 123H248V127H249ZM262 125V124H261ZM220 126V125H219ZM178 127L176 126V129ZM180 128V127H179ZM214 128V129H215ZM251 128V127H250ZM213 129V132L215 134L216 131H221V128L220 129H215L216 131H214ZM40 131V132H39ZM192 131L190 134L189 132ZM208 131V130H207ZM61 132V131H60ZM57 131V134L60 133ZM183 132V134H182ZM210 132V131H209ZM222 132V131H221ZM262 133H264V130L260 131ZM136 133H140L139 137H135L133 136V134H136ZM207 133V132H206ZM206 133H204L206 135ZM210 132V134H212ZM256 133V132H255ZM37 134V136H36ZM43 134V136H42ZM53 135L55 137L52 138V136H50V139L49 138V135ZM66 134H69V137H66ZM72 134V135H71ZM203 134V135H204ZM213 134V135H214ZM219 134V133H217ZM216 134V136H218ZM251 135V133H250ZM26 136V137H25ZM28 136V137H27ZM237 136V135H236ZM252 136V135H251ZM255 136V135H254ZM259 136V135H257ZM13 137V138H12ZM30 137V138H29ZM240 137V136H239ZM250 137V136H248ZM204 138V137H203ZM215 138V137H214ZM261 138V137H260ZM16 139V140H15ZM192 139V140H191ZM228 139V138H227ZM251 139V138H250ZM262 139V138H261ZM20 140H22L23 142H21ZM233 140V139H232ZM239 140V139H238ZM212 141V140H211ZM255 141V140H254ZM235 144L237 143L236 141H234ZM249 142V141H248ZM191 143V144H190ZM205 143V142H203ZM240 144H243L241 142H239ZM260 143V142H259ZM207 144V143H206ZM19 145H21V150L20 152H18V147ZM233 145V144H232ZM260 145V144H259ZM207 146V145H206ZM209 146V145H208ZM246 146V145H245ZM244 146V147H245ZM252 146V144H251ZM236 147V146H235ZM239 147V146H238ZM241 147V146H240ZM239 147V148H240ZM250 147V146H249ZM141 148H149V150H152V151H158V149H162V150H171V149H175L177 151H179V154L180 156L182 157L181 161L177 163V166L176 167V174L175 173H172L169 177H170V180L169 182L172 184V188L171 190L174 192V194L171 196V200L174 204H176L177 206L180 205V207H184L186 203L189 202V204H191V207L187 210V211H183V213H180L179 215L175 216L174 213H177L173 210H171L170 207L168 206H162V207H156V208H151V209H147V208H140L141 204L140 202L143 201L145 202L144 200H151L149 202L153 203V204H157L159 203L160 201H158L159 199L162 198V194H164L165 192H170L168 190H166L165 187L162 188V180L164 177H166V175L164 174L167 170V162L165 161V159H168L170 161V165L172 163L171 159L168 157V153L169 152H166L164 154H161V155H155V161H153L152 165L148 166V167H144V168H138V169H134L135 166H138L139 163L131 160V156L130 155H127V152H129L130 150H134L136 154L137 151L136 150H140ZM259 148V146H258ZM257 148V149H258ZM241 149V148H240ZM251 149H254V148H251ZM261 149V148H260ZM86 151V150H85ZM147 151V150H145ZM150 151V152H152ZM188 150H186L187 152ZM29 153V154H28ZM35 153V154H34ZM81 154V153H79ZM35 155L36 157H33L34 159H32V156ZM78 155V154H77ZM167 155V156H166ZM246 155V154H245ZM263 155V154H262ZM79 156V155H78ZM82 156V155H80ZM79 156V157H80ZM109 156H112V157H116V159L114 158H111V159H108ZM160 156V157H158ZM192 156V155H191ZM75 157V156H72V158ZM78 157V158H79ZM252 156H245L242 158V161L241 159H238L239 161L243 162L241 163V166L243 169H245L246 171H249L250 173H252V176L251 178L249 179V181L245 184L246 186V191L247 192H244L245 194V199L246 198H249L246 199V201H244L245 204H247V207L249 205L250 202H252L254 205V207L251 209L250 207L249 208H245L244 209V213H242V216L240 215L241 213H239L237 216H241V220L239 221L238 220V223H235V219L234 221H231L233 219H229V218H232L230 217V214L229 215H226L224 214L223 216H220V220H222L224 218H226V220H230V221H227V222H224V225L223 224H219L216 223V228H219L220 230H224V233H233L234 232H238V230H240L241 232H244L246 233L247 236H250V239L249 238H244L245 242L248 244H251V243H263L264 242V157H260V158H251ZM71 158V157H70ZM125 158H128L129 160L127 161V163L125 162L126 159ZM239 158V157H238ZM68 159V158H67ZM66 159V160H67ZM160 159L163 160L164 159V162L163 164L160 163ZM236 159L235 158H228L226 161L224 160V164L226 165V167H230V170H234L235 171H239L238 168H235V165L234 163L236 162L235 161ZM23 159L20 160V164H24L23 162ZM26 161V160H25ZM4 162V161H3ZM209 163V162H208ZM61 164V163H60ZM155 164V165H154ZM64 165L65 167L67 166V164H62ZM87 165V166H86ZM161 165V166H160ZM169 165V168L171 170H173ZM82 166V165H81ZM127 166V170H124L125 167ZM201 166H202V169H201ZM4 167V166H2ZM6 167V166H5ZM108 168V169H106ZM161 169L164 170V172L162 173ZM130 170V171H129ZM243 170V171H245ZM3 171V170H2ZM41 171H45V175L41 173ZM174 171V170H173ZM112 173L111 177H114L116 180H115V183L114 184H111L110 183V178L108 176V174L106 173ZM171 172V171H170ZM240 172V171H239ZM4 173V172H3ZM238 173V172H237ZM15 174V173H14ZM19 174V173H18ZM21 174V173H20ZM100 174V175H98ZM236 174V172H235ZM255 174H259L260 177L258 179H255L254 178V175ZM10 175V174H9ZM164 175V176H163ZM21 176V175H20ZM49 177V176H55V178H46V177ZM22 177V178H23ZM5 178V177H4ZM18 178V177H17ZM21 178V179H22ZM10 179V178H9ZM20 179V178H19ZM202 179V178H201ZM17 180V179H16ZM151 180V185H149V189H146V186H147V182ZM4 181V180H2ZM6 181L7 178H6ZM12 181V180H10ZM45 181V182H43ZM179 181L181 183H183L185 185V187L183 188H180V186L178 185L179 184ZM259 182V185L257 184ZM263 181V182H261ZM253 182V183H252ZM263 183V185L260 184ZM1 183V182H0ZM12 183V182H11ZM17 183V182H16ZM25 183V182H23ZM107 183H109V185H107ZM3 185V183L1 184ZM8 185V184H7ZM6 185V186H7ZM14 185V184H13ZM12 185V186H13ZM22 185V184H21ZM24 185V184H23ZM41 186V187H43ZM2 186H0L1 188ZM5 187V186H3ZM9 187V186H7ZM37 187V186H36ZM207 187V186H206ZM253 187V189H252ZM13 188V187H11ZM19 188V187H18ZM153 188V189H152ZM36 189V188H35ZM34 189V191H35ZM40 191L41 188L39 187ZM170 189V187H169ZM2 190V188H1ZM0 190V192H1ZM6 190V189H5ZM37 190V189H36ZM10 191V190H9ZM12 192H15L14 190H11ZM24 191V190H23ZM26 191V190H25ZM209 191V190H208ZM245 191V190H243ZM242 191V192H243ZM17 192V191H16ZM19 192V191H18ZM144 192L149 194V195H144ZM23 193V192H21ZM171 193V192H170ZM6 194V193H5ZM8 194V193H7ZM18 194V193H17ZM24 194V193H23ZM50 194H53L52 192ZM2 195V194H1ZM9 195V194H8ZM49 196V195H48ZM51 196V195H50ZM0 197H3V196H0ZM14 197V196H13ZM17 197V196H16ZM15 197V198H16ZM53 197V196H51ZM8 198V197H6ZM12 197H9V199H11ZM21 197H18L17 199H19ZM49 198V197H48ZM47 198V199H48ZM53 198V200H54ZM14 199V198H13ZM23 199V198H22ZM21 199V200H22ZM28 199V198H27ZM46 199V198H45ZM44 199V200H45ZM46 199V200H47ZM49 200V199H48ZM6 201V199H5ZM8 201V200H7ZM12 201V200H11ZM25 201V200H23ZM22 201V202H23ZM51 201V200H50ZM70 201V202H68ZM28 203V201H26ZM41 202V201H40ZM46 202V201H45ZM4 203V202H3ZM2 203V204H3ZM10 203V202H9ZM8 203V204H9ZM18 203V202H17ZM35 203V202H34ZM42 203V202H41ZM49 203V201H48ZM250 203V206L251 204ZM50 204V203H49ZM59 205V208H56V206ZM31 206V205H30ZM6 207V206H5ZM23 207V205H22ZM53 207V210H51ZM108 207H110L108 209ZM252 207V206H251ZM218 209V208H217ZM220 209V208H219ZM218 209V210H219ZM36 210V209H35ZM206 210V209H205ZM222 210V209H221ZM220 210V211H221ZM207 211V210H206ZM209 211H212V210H209ZM217 211V210H216ZM224 211V210H223ZM221 211V213L223 212ZM38 212V210H37ZM41 212V211H40ZM225 212V211H224ZM155 213H158L160 214V216H153ZM204 213V211H203ZM207 213V212H206ZM216 212H214V215H215ZM40 214V213H39ZM142 214H150L148 215V217H142L141 215ZM208 214V213H207ZM204 215V214H203ZM210 215V214H209ZM219 216V215H218ZM217 216V217H218ZM236 216V217H237ZM187 218H193L191 219L189 222L186 221L185 219ZM210 217V216H209ZM223 217V218H222ZM222 218V219H221ZM66 219V218H64ZM62 220V219H61ZM211 220V219H210ZM217 220V219H215ZM219 220V219H218ZM208 221V220H207ZM223 222V221H222ZM9 223V221L7 222ZM190 223V225H189ZM215 223V222H214ZM220 223V222H219ZM237 224V225H236ZM9 226V225H8ZM57 226V225H55ZM215 226V225H214ZM11 227V226H10ZM27 227V226H25ZM35 227V226H34ZM58 227V226H57ZM16 228V227H15ZM13 228V229H15ZM18 228V231H19V227ZM52 228V227H51ZM2 229V228H1ZM6 229V228H5ZM23 229V228H22ZM26 229V228H25ZM55 229V228H54ZM75 231H74V230ZM10 230V228H9ZM28 230V229H27ZM39 230V229H38ZM199 230V229H197ZM14 231V230H13ZM21 232L23 230H20ZM40 231V230H39ZM42 231H44L42 229ZM53 231V230H52ZM217 231V229H216ZM234 231V232H233ZM5 232V231H4ZM17 232V231H16ZM31 232V231H30ZM199 232L200 231H196V235H199ZM222 232V231H220ZM2 233V232H1ZM41 233V232H40ZM49 233V232H48ZM53 233V232H52ZM243 233V234H244ZM3 234V233H2ZM15 234V233H14ZM17 234V233H16ZM20 233H18L19 235ZM23 234V233H21ZM31 235H34L36 233H33L32 232L30 233ZM190 234V233H189ZM220 234V233H218ZM217 234V235H218ZM222 234V233H221ZM1 235V234H0ZM26 235V234H25ZM29 235V234H28ZM42 235V234H41ZM46 235V234H45ZM50 235V233H49ZM48 235V236H49ZM54 235V234H53ZM225 235V234H224ZM238 235H240L238 233ZM13 236V235H12ZM15 236V235H14ZM20 237L22 235H19ZM52 236V235H51ZM51 236H50V239H51ZM214 236V234H213ZM2 237V236H0ZM5 237V236H4ZM19 237V238H20ZM54 237V241H55V238L56 236H52V238ZM209 237V236H208ZM228 237V235H227ZM226 236V242L228 241ZM233 238L235 236H232ZM11 238V237H9ZM13 238V237H12ZM16 239L15 241L19 240ZM25 238V236L23 237ZM30 238V237H29ZM36 238V237H34ZM45 238V237H44ZM49 237H46V239H48ZM86 238V239H87ZM190 238V237H189ZM192 238V237H191ZM198 238V236H196V239ZM205 238V237H204ZM207 238V237H206ZM213 238V237H211ZM215 239H217L216 237H214ZM219 238V237H218ZM241 238V237H239ZM237 238V239H239ZM3 239V238H2ZM8 239V238H7ZM32 239V238H30ZM38 239V238H37ZM45 239V240H46ZM222 239V238H221ZM10 240H14V239H10ZM25 240V239H24ZM28 240V239H26ZM34 240V239H33ZM40 240V239H39ZM49 240V239H48ZM127 240V243H129ZM200 240V239H199ZM203 240V239H202ZM229 240H232V242L234 243H231L233 245H238L239 244V240L237 242L236 241H233L232 238H229ZM7 241V240H6ZM5 241V242H6ZM9 241V240H8ZM21 241V239L19 240ZM17 241V242H19ZM44 241V240H43ZM50 241V240H49ZM49 241H46V242H49ZM123 241V242H124ZM134 240H132L133 242ZM155 241V242H157ZM201 241V240H200ZM204 241V240H203ZM27 242V241H26ZM31 241H28V244L30 243ZM35 242V240H34ZM32 242V243H34ZM41 242V241H40ZM51 242V243H50ZM49 243L50 244H53L52 243V240L50 241ZM58 242V240H57ZM56 242V243H57ZM122 242V243H123ZM136 242V241H135ZM135 242H133V244L135 245ZM177 242V243H178ZM206 242V241H205ZM243 242V241H241ZM244 242V243H245ZM20 243V242H19ZM23 243V242H22ZM55 243V242H54ZM98 243V242H97ZM191 243V242H190ZM198 243V242H197ZM223 243L225 245H227L224 240H223ZM229 243V242H228ZM236 243V244H235ZM238 243V244H237ZM78 244V243H77ZM113 244V243H112ZM125 244V243H123ZM130 244H132L130 242ZM132 244V245H133ZM193 244V243H192ZM222 244V243H221ZM230 244V245H231ZM241 244V243H240ZM35 245V244H34ZM40 245V244H39ZM38 245V246H39ZM49 245V244H48ZM62 245V244H61ZM126 245V244H125ZM128 245V244H127ZM152 245V244H151ZM223 245V244H222ZM224 245V246H225ZM229 245V244H228ZM252 245V244H251ZM264 245V244H263ZM51 246V245H50ZM54 246V245H52ZM51 246V247H52ZM70 246V245H69ZM111 247L112 249V246L109 244L107 247ZM124 246V245H123ZM177 247V245H175ZM182 245H180L179 247H181ZM234 246V247H235ZM44 247V246H43ZM50 247V248H51ZM61 247V246H59ZM75 247V246H74ZM92 247V246H90ZM105 245H103V251H105V257L106 259L104 260V263L103 264H113L112 261H107V255H108V250L105 249L107 248ZM117 247V245H116ZM122 247V246H121ZM121 247L118 246L116 248V250H121ZM126 247V246H125ZM171 247V246H170ZM191 247V246H190ZM223 247V246H222ZM127 248H129L127 246ZM134 247H132L133 249ZM152 248V247H151ZM175 248V247H174ZM182 248H185V247H181ZM243 248V247H242ZM105 249V250H104ZM114 249V248H113ZM48 250V249H46ZM50 250V249H49ZM115 250V249H114ZM123 250V249H122ZM129 250V249H127ZM134 250V249H133ZM225 248L223 247L221 252L224 251ZM45 251V250H44ZM168 251H171L173 252V249L172 250H168ZM195 251V250H193ZM48 252V251H47ZM148 252V251H147ZM182 252V251H181ZM180 252V253H181ZM191 252V251H190ZM219 252V251H218ZM189 253V252H188ZM133 254V253H132ZM111 255V254H110ZM179 255L178 253L175 254V256ZM186 255V254H185ZM90 256V255H89ZM134 256V255H133ZM138 256V254L136 255V257ZM257 256V255H256ZM130 258V256H126L125 257V260L127 258ZM141 257V256H140ZM253 257V256H252ZM135 258V257H133ZM194 252H193V258L194 259ZM223 259V263H219V264H226L227 262L225 261L227 258L225 257H220ZM254 258V257H253ZM112 259V258H111ZM152 259V258H151ZM176 259V258H175ZM217 259V258H216ZM255 259V258H254ZM120 260V259H119ZM134 260V259H133ZM232 260V259H231ZM121 262H124V260H120ZM119 261V262H120ZM129 261V260H128ZM127 261V263H128ZM149 261V260H148ZM147 261V262H148ZM178 261V259L176 260ZM194 261V260H193ZM243 261V260H242ZM98 262V261H97ZM117 262V261H116ZM136 262V260H135ZM184 262V261H183ZM218 262V260L216 261ZM230 262V261H228ZM240 262V261H239ZM263 262V263H262ZM131 262H129L128 264H130ZM138 263V262H137ZM180 264L178 262H175L173 263L172 261H166L165 259V255H164V258L160 261H157L155 259H152L150 262L146 263V264ZM237 263V262H236ZM243 263V262H242ZM119 264V263H118ZM123 264V263H122ZM134 264V263H133ZM216 264V263H214ZM241 264V263H239ZM247 264V263H246ZM248 264H264V258H260L259 260L255 259V260H252L250 262H248Z\"/></svg>",
    "mask_w": 264,
    "mask_h": 264
},
{
    "label": "water",
    "instance_id": "obj_3",
    "mask_svg": "<svg viewBox=\"0 0 264 264\" xmlns=\"http://www.w3.org/2000/svg\"><path fill=\"white\" fill-rule=\"evenodd\" d=\"M172 19L171 18H168V21H171Z\"/></svg>",
    "mask_w": 264,
    "mask_h": 264
}]
</instances>
